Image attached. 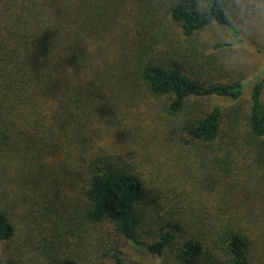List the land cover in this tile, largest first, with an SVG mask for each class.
<instances>
[{
    "label": "trees",
    "instance_id": "trees-1",
    "mask_svg": "<svg viewBox=\"0 0 264 264\" xmlns=\"http://www.w3.org/2000/svg\"><path fill=\"white\" fill-rule=\"evenodd\" d=\"M232 8L229 0H0V182L10 168H54L51 182L85 200L83 222L112 229L136 249L162 257L181 237L177 264H252L238 217L206 223L181 207L179 220H164L144 177L100 146L105 121H157L158 101L163 121L174 124L157 136L180 154H218L225 180L239 157L250 171L264 169V70L246 106L248 83L162 37L172 28L195 47L201 33L220 26L240 41ZM213 97L232 104L210 109L204 100ZM14 234L0 206V244ZM55 264L80 263L57 255Z\"/></svg>",
    "mask_w": 264,
    "mask_h": 264
},
{
    "label": "rangeland",
    "instance_id": "rangeland-1",
    "mask_svg": "<svg viewBox=\"0 0 264 264\" xmlns=\"http://www.w3.org/2000/svg\"><path fill=\"white\" fill-rule=\"evenodd\" d=\"M229 1L233 7L232 21L241 30L242 40L220 26L201 33L195 47L194 43L179 40L172 28L162 37L172 48L189 52L196 48L204 61L214 62L217 69L222 67L223 77L248 83L243 97L247 106L251 81L264 70V0ZM204 104L211 109L232 103L227 98L213 97L204 100ZM153 112L157 121H105L109 122V133L103 135L100 146L122 155L144 177L157 201L152 206L160 205L164 220L178 219L176 213L181 211L177 208L181 207L206 223H216L219 218L224 221L232 215L238 217L249 238L252 264H264V169L250 171L239 157V170L235 169L233 177L225 180L218 154L183 155L173 148L172 140L166 142L167 137L157 136L158 131L170 132L174 121H163L158 101L154 102ZM48 163L55 165L53 158ZM31 165L18 170L10 168L7 179L0 182L1 191L5 189L0 194V206L9 212L15 229L14 237L0 244V264L8 259L22 264H55L57 255L61 259L74 255L80 264H177L181 237L162 257L136 249L113 234L112 229L83 222L85 200L79 191L52 183L57 177L54 168ZM227 183L230 187L225 191L223 184ZM249 218H257L259 223L250 222ZM144 237L146 241L150 238ZM207 240L208 237L204 241L209 249ZM115 252L121 262L114 258Z\"/></svg>",
    "mask_w": 264,
    "mask_h": 264
}]
</instances>
